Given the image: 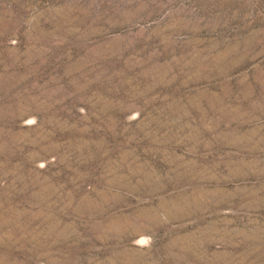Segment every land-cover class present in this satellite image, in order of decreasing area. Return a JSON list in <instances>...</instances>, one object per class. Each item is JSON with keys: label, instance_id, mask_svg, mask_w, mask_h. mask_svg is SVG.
<instances>
[{"label": "rangeland", "instance_id": "obj_1", "mask_svg": "<svg viewBox=\"0 0 264 264\" xmlns=\"http://www.w3.org/2000/svg\"><path fill=\"white\" fill-rule=\"evenodd\" d=\"M0 264H264V0H0Z\"/></svg>", "mask_w": 264, "mask_h": 264}]
</instances>
